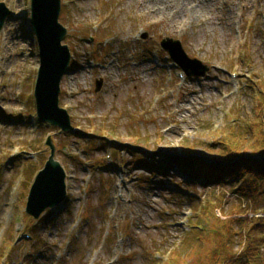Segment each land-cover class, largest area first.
<instances>
[{
	"label": "rangeland",
	"instance_id": "obj_1",
	"mask_svg": "<svg viewBox=\"0 0 264 264\" xmlns=\"http://www.w3.org/2000/svg\"><path fill=\"white\" fill-rule=\"evenodd\" d=\"M176 2L173 12H155L145 0H61L73 69L59 106L70 134L37 118L31 0H0L8 11L0 29V264H169L175 256L198 264V249L210 256L225 233L241 252L236 234L256 206L234 186L193 184L158 168L190 145L205 158L227 154L229 141L257 148L264 0ZM165 39L179 41L208 73L187 77L163 50ZM49 138L67 197L34 219L26 204L50 156ZM209 211L220 235L181 248L194 224L211 232L209 216L199 218Z\"/></svg>",
	"mask_w": 264,
	"mask_h": 264
},
{
	"label": "trees",
	"instance_id": "obj_2",
	"mask_svg": "<svg viewBox=\"0 0 264 264\" xmlns=\"http://www.w3.org/2000/svg\"><path fill=\"white\" fill-rule=\"evenodd\" d=\"M261 99L263 101L257 106V111L259 117L263 118L264 111L261 113L260 110L264 108V96ZM258 136L260 138L254 137L256 138L254 147L257 148L252 153L244 151L243 148L238 149L237 142L229 141L222 143L228 148L227 154L205 158L198 155L195 147L190 145L187 146L184 156L169 161L168 164L163 165V168L161 166L162 169L158 168L163 173L176 169L175 171L187 175L188 180L194 182L193 184L198 183L209 187L212 185L234 186L239 197L246 198L251 205L256 206V210L252 212L255 215L251 221L234 219V222L238 220L244 223L236 234L242 240L241 252L234 251L232 239H228L225 233L222 237L219 236V240L223 243H218L211 250L210 256L206 255L201 247L198 249L201 251L197 253L198 256L195 259L198 264H264V217L258 216L260 213L264 215V209L262 211L260 209L264 208V126L262 124L258 127ZM143 167L150 169L146 164H143ZM151 168L154 169L153 166ZM212 214L213 212L209 211L205 215L198 216L201 221L207 215L209 216L205 222L211 228V232L206 225L194 224L181 248L199 246L211 233L220 235V230L216 228L217 223L213 222L220 220L217 216L210 217ZM213 218L215 219L211 221ZM221 224V229L224 231L227 223L221 222ZM174 259L175 261L171 259L169 264H188L184 260L179 261L177 256Z\"/></svg>",
	"mask_w": 264,
	"mask_h": 264
},
{
	"label": "water",
	"instance_id": "obj_3",
	"mask_svg": "<svg viewBox=\"0 0 264 264\" xmlns=\"http://www.w3.org/2000/svg\"><path fill=\"white\" fill-rule=\"evenodd\" d=\"M60 12L61 0H31V26L40 59L34 96L40 121L59 127L64 132H74L68 113L59 107L61 83L69 74L71 63L70 50L63 45L67 30L59 22ZM7 16L8 11L0 4V29ZM161 46L188 77H203L210 70L202 62L190 59L179 41L165 39ZM101 86L102 82H97V92ZM47 145L51 155L31 187L26 207V213L35 219H39L47 209L61 205L67 196L66 172L55 158L56 147L51 138Z\"/></svg>",
	"mask_w": 264,
	"mask_h": 264
},
{
	"label": "bare ground",
	"instance_id": "obj_4",
	"mask_svg": "<svg viewBox=\"0 0 264 264\" xmlns=\"http://www.w3.org/2000/svg\"><path fill=\"white\" fill-rule=\"evenodd\" d=\"M176 0H145V6H154L157 9L155 10V12H157L158 10H162V11H174L175 8H177V4H176ZM161 6L163 9H158V6Z\"/></svg>",
	"mask_w": 264,
	"mask_h": 264
}]
</instances>
